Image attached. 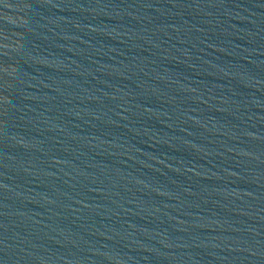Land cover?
<instances>
[{"label":"water","instance_id":"1","mask_svg":"<svg viewBox=\"0 0 264 264\" xmlns=\"http://www.w3.org/2000/svg\"><path fill=\"white\" fill-rule=\"evenodd\" d=\"M0 264H264V0H0Z\"/></svg>","mask_w":264,"mask_h":264}]
</instances>
